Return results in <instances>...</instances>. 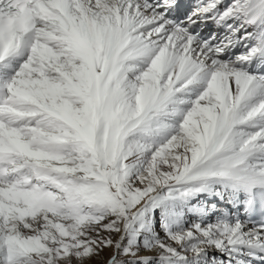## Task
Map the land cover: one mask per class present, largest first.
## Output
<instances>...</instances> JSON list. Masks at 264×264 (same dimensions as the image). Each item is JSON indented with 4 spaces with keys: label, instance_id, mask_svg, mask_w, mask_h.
<instances>
[{
    "label": "snow or ice",
    "instance_id": "snow-or-ice-1",
    "mask_svg": "<svg viewBox=\"0 0 264 264\" xmlns=\"http://www.w3.org/2000/svg\"><path fill=\"white\" fill-rule=\"evenodd\" d=\"M105 251L264 264V0H0V264Z\"/></svg>",
    "mask_w": 264,
    "mask_h": 264
},
{
    "label": "rangeland",
    "instance_id": "rangeland-1",
    "mask_svg": "<svg viewBox=\"0 0 264 264\" xmlns=\"http://www.w3.org/2000/svg\"><path fill=\"white\" fill-rule=\"evenodd\" d=\"M142 254H143V253H142ZM108 255H110V253L107 252V251H105V252L102 254V256H101L100 259H98V260H93V261L90 262V264H103V260H106L107 257H108Z\"/></svg>",
    "mask_w": 264,
    "mask_h": 264
},
{
    "label": "bare ground",
    "instance_id": "bare-ground-1",
    "mask_svg": "<svg viewBox=\"0 0 264 264\" xmlns=\"http://www.w3.org/2000/svg\"><path fill=\"white\" fill-rule=\"evenodd\" d=\"M143 254H147V255H154V253H143Z\"/></svg>",
    "mask_w": 264,
    "mask_h": 264
}]
</instances>
